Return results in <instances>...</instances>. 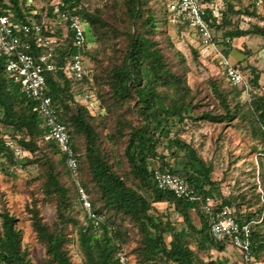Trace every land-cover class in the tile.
Instances as JSON below:
<instances>
[{"label":"trees","instance_id":"trees-1","mask_svg":"<svg viewBox=\"0 0 264 264\" xmlns=\"http://www.w3.org/2000/svg\"><path fill=\"white\" fill-rule=\"evenodd\" d=\"M39 1V6L27 0H0V4L3 12L22 22L38 20L45 12L52 20H58L56 8L77 11L84 21L86 42L80 49L73 46L72 33L64 24L44 27L43 34L56 39L53 61L57 66L56 70L46 71V92L52 96L58 117L69 130L82 184L94 209L104 216L101 225L94 228L86 225L80 207L75 209L78 190L65 155L58 143L47 137L48 130L36 101L6 71L7 58L0 54V161L5 169L16 166L18 158L23 157L24 165L39 167L36 179L42 197L33 198L27 209L36 237L45 246L47 264H78L72 259L71 245L77 249L82 264H119V253L128 254L124 247L133 229L139 235L138 245L132 249L138 264H229L227 258L205 259L199 255L202 251L223 252L228 243L211 236L199 202L157 186L153 177L156 169L187 178L199 192L213 197L218 207L233 208L237 220H254L252 259L260 257L264 253V91L260 90V67L241 61L234 63L252 85L246 97L245 87L233 84L216 58L224 76L207 80L216 107L199 110L201 100L209 95L198 97L200 91L190 85L181 51L175 50L171 59L154 38L159 32H167L161 27L169 22L179 29L191 27L198 42L192 47L195 58L202 53L196 29L176 19L167 0H157L158 8L149 6L148 0H119L126 22L121 30L102 16L100 8L89 10L82 0ZM260 2L264 6V0H254L238 7L236 0H226V6L217 14L213 6L209 7L208 18L215 39L226 55L229 52L226 45L236 37L264 38V16L257 11ZM245 15L259 20L242 27L239 19ZM112 31L114 36L121 35L125 44L118 61L104 70L97 57L92 56L91 43ZM23 39L30 53L46 50L37 45L34 34L23 35ZM75 52L82 53L90 69V75L83 81L68 78L63 69L68 56ZM90 57L96 65H89ZM246 68L250 69V77ZM99 85L107 86V96L97 91ZM83 88L97 93L100 111L95 112L90 101L77 100L76 91ZM103 105L106 113L101 110ZM113 112H116L113 126L105 134L110 143L108 149L103 145L97 124ZM201 120L240 124L256 141L253 149L258 152L260 185L257 181L252 184L251 197L244 191L238 195L224 194L220 182L212 176L213 164L182 137L185 126H199ZM8 139L20 145L25 155H16L14 148L6 144ZM40 200L55 205L54 222L44 220ZM156 202L172 206L182 218V226L168 213L156 212ZM241 204H246L244 211L239 208ZM194 211L199 215L200 226L194 223ZM127 220L130 225L125 223ZM0 264H33L22 246L17 218L6 208L0 211Z\"/></svg>","mask_w":264,"mask_h":264},{"label":"rangeland","instance_id":"rangeland-1","mask_svg":"<svg viewBox=\"0 0 264 264\" xmlns=\"http://www.w3.org/2000/svg\"><path fill=\"white\" fill-rule=\"evenodd\" d=\"M254 0H236L238 7L250 4ZM83 4L89 10L100 8L102 16L119 30L126 26L124 15L121 13V6L119 0H82ZM40 1L36 0V4L40 5ZM148 5L152 7H159L157 0H148ZM257 11L261 16H264L263 3L257 4ZM258 17H249L247 15L239 19L240 26L247 27L251 22L258 21ZM163 27V28H162ZM167 32H159L154 38L158 41L159 46L164 53L169 57L175 56V50L181 51L186 60L188 67L187 75L190 85L199 90L198 97H203L204 94L209 96L203 97L201 100L200 109L216 107L214 98L209 92L208 78L223 77L221 67L215 61L213 56H206V54H199L197 59L192 51V47L198 45L196 36L192 28L179 27L172 22H169L166 27ZM217 35H220L217 33ZM124 40L121 35L114 36L113 31L109 36H104L102 40L91 43V51L94 57H97L99 66L104 70H108L116 63L121 55V49L124 47ZM228 48V57L232 63L244 62L258 65L261 69L260 90L264 91V38L260 35H248L236 37L231 40ZM89 65H96L93 57L87 61ZM246 73L250 77V69L246 68ZM107 86H97V91L101 90L104 95H108ZM96 92V91H95ZM209 93V94H208ZM76 98L81 102H86L81 92L76 91ZM97 93H94L96 98ZM249 94H246L248 97ZM104 96V97H105ZM101 101V99H100ZM89 102V101H88ZM94 102V101H93ZM90 101L92 109L97 112L99 102L97 104ZM96 106V107H95ZM102 112L106 113V106H102ZM116 112L110 113L108 118L98 121L97 129L101 132L103 145L109 149L110 143L106 139L105 134L109 132L114 123ZM181 135L184 139L189 141L199 150L200 155L207 161L213 164L212 176L220 182L221 190L224 194L238 195L242 191L246 192L249 197L252 195V184L257 181L260 185V179L257 176L260 163L257 157L258 152L254 151L253 146L256 141L250 136L248 130L240 124L226 122H210L199 121V126H192L188 124L182 130ZM122 149V145H119ZM17 164L14 167L3 168L0 161V211L3 208L16 216L17 226L22 232V246L28 251V256L33 264H47L45 246L41 244L33 230L30 218V212L27 207L31 205L33 198L40 199L42 196L39 192V180L36 177L39 174V167L36 164L24 165V159L18 158ZM256 169V177H254V170ZM156 212L168 213L179 227L182 226V218L169 206L166 202H156ZM39 208L44 220L48 223L54 222L56 219L55 205L39 201ZM244 211L246 204H241L239 207ZM75 209L79 210V205L75 204ZM194 223L200 226L199 215L193 212ZM80 217V212L78 214ZM84 218V216H83ZM261 220V219H260ZM85 221V220H84ZM86 223V221H85ZM130 225L127 220L125 222ZM139 235L133 229L130 232V240L124 247L128 252V256L133 264H138L136 255L132 249L138 245ZM72 259L78 264H82L81 257L71 245L70 249ZM201 257L208 259L210 257L227 258L229 264H264V253L251 261L247 262L242 257L241 253L232 244L228 243L223 252L212 250L209 253L199 252Z\"/></svg>","mask_w":264,"mask_h":264},{"label":"built area","instance_id":"built-area-1","mask_svg":"<svg viewBox=\"0 0 264 264\" xmlns=\"http://www.w3.org/2000/svg\"><path fill=\"white\" fill-rule=\"evenodd\" d=\"M36 0H27V3ZM63 5V2H61ZM170 13L181 22L187 23L196 29L202 44V54L213 56L219 60L229 80L235 85H243L246 94L252 90V85L242 71L231 62L223 48L215 39V32L208 18V9L213 6L217 14L219 9L226 6V0H167ZM39 6V5H37ZM82 6H79L81 8ZM58 20H52L45 12L40 19L30 22H22L12 19L3 12L0 4V54L7 58L6 71L18 82H20L26 95L36 101V108L44 119L48 130V136L54 139L65 155L67 166L71 171L72 178L78 190V205L82 211L86 225L98 228L104 221V216L99 214L93 206L90 195L82 184L79 173V161L71 145L70 133L63 123L53 105L52 96L46 92V71L56 70L53 61L56 39L53 36L43 34L44 27L58 22L64 24L66 29L72 33L73 46L80 49L85 45V24L77 11L56 8ZM34 34L38 46L45 47L42 53L34 54L26 50L27 45L23 35ZM228 42L229 39L227 38ZM67 77L76 81H83L90 75V69L85 62L81 52L71 53L63 67ZM81 95L85 101H98L90 89L83 88ZM96 107V106H95ZM2 135V134H1ZM6 144L14 148L18 156L25 155V151L12 139ZM154 180L161 189L174 192L177 196L187 198L190 201L199 202L201 209L207 218L211 236L219 241L232 244L241 253L246 261L252 260L251 253V221H239L234 215V209L224 206L218 207L217 201L199 192L191 182L180 175L169 170L154 171ZM119 264H133L126 253H119Z\"/></svg>","mask_w":264,"mask_h":264}]
</instances>
